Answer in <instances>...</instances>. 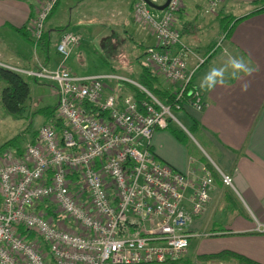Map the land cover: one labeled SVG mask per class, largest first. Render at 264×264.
Instances as JSON below:
<instances>
[{
  "label": "built area",
  "instance_id": "2783aa9c",
  "mask_svg": "<svg viewBox=\"0 0 264 264\" xmlns=\"http://www.w3.org/2000/svg\"><path fill=\"white\" fill-rule=\"evenodd\" d=\"M57 1L38 4L29 25L35 44ZM181 2L169 0L159 18L144 0L133 6L137 23L156 41L146 50L148 60L168 82L171 104L139 84L143 100L133 94L117 99L105 81L129 82L124 76L75 75L62 63L53 69L39 62L34 69L9 68L54 83L56 115L65 127L41 125L20 157L0 160V264H166L181 259L200 235L188 226L202 214L214 187L210 170L200 163L182 172L152 149L155 131L179 122L174 111H182L178 101L195 71L221 46L201 56L185 44L175 26ZM221 2L211 0L210 10ZM80 40L72 31L62 33L56 46L62 60ZM200 93L196 87L188 92ZM92 107L106 115L96 116ZM219 175L224 186H233L231 176ZM38 205L44 209L36 210Z\"/></svg>",
  "mask_w": 264,
  "mask_h": 264
},
{
  "label": "crops",
  "instance_id": "0c3cea01",
  "mask_svg": "<svg viewBox=\"0 0 264 264\" xmlns=\"http://www.w3.org/2000/svg\"><path fill=\"white\" fill-rule=\"evenodd\" d=\"M40 1L0 0V67L34 69L39 62L53 69L61 63L66 66L67 59L76 55V47L72 48L70 56L65 60L58 61L60 57L56 50L55 57L50 55L51 35L56 34L55 41L59 42L63 32L71 31L65 30L63 26H53L50 19L64 4L71 12L72 2L79 0H58L45 21L44 39L35 44L30 37L29 25ZM91 1L93 6L95 2ZM124 1L127 2H123L127 12L134 15L133 6L137 0ZM210 1L182 0L175 22L182 40L185 43L188 40H199L202 43L200 47L194 48L189 42L187 45L190 44V48L199 54H206L208 50H205L209 48L211 41L199 32V25L203 21L199 14L211 15V25L221 17L225 2L235 3L233 7L237 11L225 16L242 19L235 23L229 38L223 44L229 49V53L232 51V56L245 57L258 71L251 76L234 79L229 70L225 73L223 86L202 90L198 85L205 74L196 76L197 69L193 84L203 95V104L191 105L186 109L198 123L196 137L184 130L190 137V146L186 148L168 130L159 129L152 137V149L160 161L182 172H192L201 160H207L210 169L216 168L219 173L232 178V187L224 186L220 179H215L202 214L193 217L189 230L200 234L192 238L197 242L194 244V252L202 254L227 249L264 263V10L254 11L264 7V0H222L214 10H210ZM113 5L116 6L115 0ZM86 13L105 14L100 12V8L94 10L92 7ZM150 45L155 46L156 43ZM227 58L224 52L217 53L212 68L223 66ZM194 62V58L189 59V68L193 67ZM32 81L41 87H49L46 84H50L41 79ZM244 82L250 85L247 91H241V84ZM5 85L0 78V97ZM52 93L56 98L54 87ZM55 104L56 100L52 107L47 105L36 108L37 104L32 100L33 111L42 114L44 121L48 116L40 110L47 107L55 110ZM183 115L188 125L189 121L184 113Z\"/></svg>",
  "mask_w": 264,
  "mask_h": 264
},
{
  "label": "rangeland",
  "instance_id": "374dc122",
  "mask_svg": "<svg viewBox=\"0 0 264 264\" xmlns=\"http://www.w3.org/2000/svg\"><path fill=\"white\" fill-rule=\"evenodd\" d=\"M94 2L92 6L91 0H79V2L76 3L74 1L71 4V12L68 11L64 4L57 14H52L51 16L50 23L53 26H63L65 30H71L81 36V40L76 46V48H78L76 55L69 57L64 67H68L71 69L69 70L70 72L72 71L79 75L115 74L118 76H125L128 78L127 80H129V82L112 79H107L105 82L110 86L107 88L108 91L113 94L119 93L122 88H125V93H129L128 84L135 88H137V84L141 85L139 80L141 67L142 65L150 66L146 54V47L150 44L155 45L156 41L149 33L148 28L145 25L137 23L135 16L130 14L129 11L127 12L125 5H123V2L127 3L126 1L115 0V7L113 5V0H94ZM233 5H235V3L225 2L221 17L211 25H209L211 15L199 14L200 17L203 18L202 24H200L198 28L199 32L205 38L208 37L211 41L209 48L205 51L215 48L217 44L221 42L224 25L228 23L226 22V18L222 16L227 15L229 12H236L237 9H235ZM90 7L94 10L100 8V12L105 14H87L86 11ZM149 10L151 15L155 18H159L162 15V12L156 11L150 7ZM55 40L56 34H52L49 44V53L52 57L57 55L55 50L58 42ZM188 42L193 45L194 48L200 47L202 44L199 43V40H188ZM188 42L185 44L187 45ZM190 44L188 45L189 47H191ZM225 49H227V53H225ZM216 50L217 52L198 68L199 70L196 76L206 74L212 68L217 53L224 52L226 57L232 53V51L229 53V49L225 44H222V47L218 46ZM200 55L203 56L204 54ZM61 59L60 57L58 61H61ZM22 75L30 88V99L26 101L27 112L24 115L10 114L2 105L0 97V160L2 158L10 160L19 157L15 147L10 146L2 150L1 148L18 136H22V138L18 137V141L19 146L24 150L36 129L46 123L47 120L44 121V116L42 114L37 113L38 111H33L34 107L32 106V100L33 103L37 104L36 108H42L47 105L52 107L56 100L52 93V87H55L54 83L50 81H48L50 84L45 83L51 88L41 87L26 75ZM160 80L164 87L169 86L168 82L161 76ZM187 108L188 107H186V109ZM54 111L56 112V110ZM174 115L179 122L171 121L173 125L188 132L186 128V118L184 119L183 112L174 111ZM56 117V114H54L55 119H57ZM29 124L31 125L29 126ZM190 134L193 137L197 135L196 133ZM215 170L219 172L216 168ZM189 227L190 226H188V229ZM194 244L196 245L197 242L192 239L190 247L181 258L191 257L194 259L197 255L194 252ZM212 264L234 263L230 260H223L219 263Z\"/></svg>",
  "mask_w": 264,
  "mask_h": 264
},
{
  "label": "trees",
  "instance_id": "16d2710c",
  "mask_svg": "<svg viewBox=\"0 0 264 264\" xmlns=\"http://www.w3.org/2000/svg\"><path fill=\"white\" fill-rule=\"evenodd\" d=\"M263 10H264V7L262 6L261 8L259 7L255 9L254 11L256 13V12L263 11ZM254 11L251 12V14L254 13ZM225 18L226 20H228L227 21L228 23L224 25V29H223L224 33H223L222 40L220 42L221 44L227 41L235 23L239 21L240 19H242V17H237V18L234 17L230 19L229 16H225ZM42 38L44 39V37ZM216 52L217 50L215 49L208 56L207 59L211 58ZM0 78H2L6 84L2 91V95H1V101H2L4 108L10 114L24 115L27 112L26 101L30 99V88H29L27 81L22 76V74L17 73L16 71H13L11 69L3 68V67H0ZM139 80H140V84L143 87L148 89L153 95H155L163 103L171 104L174 102V94L172 90L170 89L169 86L164 87V85L162 84V81L160 80V76L155 70H153L151 66L142 65L141 72L139 75ZM189 85H190L188 87L189 89L186 90L187 93L185 92L182 99L179 100L178 102L181 103L182 112L186 115L189 121V124L186 127L188 132L195 134L198 129V123L190 114L186 112V107L184 106V104L186 105V103H188L192 106H196L198 102H201L203 100V95L201 93L198 94L196 97H192L191 95H189L188 92H193L195 90L193 79L191 81V84ZM127 86L129 87L130 92L125 93L126 91L125 88H122L119 91V93L115 94L117 99H122L127 94H133L134 98L138 102L144 99V96L139 89L131 86L130 84H128ZM91 111L96 116L106 115L105 112H98L97 109L94 107L91 108ZM40 112L45 114V116H48L45 124H51L59 130H62L65 127L62 119L58 117H56L57 119L54 118V114H55L54 109L47 107L45 109L40 110ZM30 125L31 124H29V126ZM164 129L168 130L173 135V137L177 141L182 143L186 148H189L190 138L183 129H181L180 127L176 125H173L171 121H169L167 127ZM36 134L34 133L29 143H35ZM18 137L22 138V136H18ZM18 137L10 141L8 144L4 145L1 148V150L7 147L13 146L15 147L16 151H18V156L20 157L23 154L24 150L19 146ZM201 163L208 167V169L210 170L214 178V181L215 179H220L219 173L215 169L209 168V164L207 160H201ZM220 182H221V179H220ZM225 197L231 200L228 194H225ZM0 201H1L0 202V210H1V207H2L1 197H0ZM43 209L44 208L42 207V205H38L36 207V210H43ZM46 210L50 211L49 209H46ZM28 236L31 238L34 237L33 234H30V233L28 234ZM223 260H226V261L230 260L234 264H264L252 258H249L241 253L230 251L227 249H223V250L213 252V253L197 254L194 257V259H192L191 257H183L179 260L168 262V263L170 264H177V263L178 264H212V263H219L220 261H223Z\"/></svg>",
  "mask_w": 264,
  "mask_h": 264
},
{
  "label": "clouds",
  "instance_id": "9594fccd",
  "mask_svg": "<svg viewBox=\"0 0 264 264\" xmlns=\"http://www.w3.org/2000/svg\"><path fill=\"white\" fill-rule=\"evenodd\" d=\"M227 53V49L224 50ZM230 70V76L234 79H240L243 76H251L258 71L257 67L252 66L250 60H246L243 56L228 55L223 66L211 68L201 79L198 87L202 90H212L217 86L225 84V73ZM249 83L241 84V91H247Z\"/></svg>",
  "mask_w": 264,
  "mask_h": 264
},
{
  "label": "water",
  "instance_id": "95a60500",
  "mask_svg": "<svg viewBox=\"0 0 264 264\" xmlns=\"http://www.w3.org/2000/svg\"><path fill=\"white\" fill-rule=\"evenodd\" d=\"M144 1L148 4L150 8L157 9V10H163L169 2V0H165L164 3L157 5V4L150 2L149 0H144Z\"/></svg>",
  "mask_w": 264,
  "mask_h": 264
},
{
  "label": "bare ground",
  "instance_id": "6f19581e",
  "mask_svg": "<svg viewBox=\"0 0 264 264\" xmlns=\"http://www.w3.org/2000/svg\"><path fill=\"white\" fill-rule=\"evenodd\" d=\"M147 56H148V53H147ZM206 60H207V59H205V60L200 64V66H201L202 64H204V63L206 62Z\"/></svg>",
  "mask_w": 264,
  "mask_h": 264
}]
</instances>
